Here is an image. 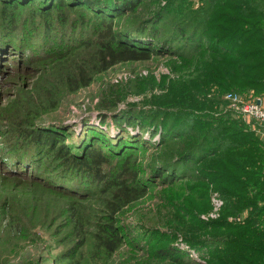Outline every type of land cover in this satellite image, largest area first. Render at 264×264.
I'll use <instances>...</instances> for the list:
<instances>
[{"label": "rangeland", "instance_id": "obj_1", "mask_svg": "<svg viewBox=\"0 0 264 264\" xmlns=\"http://www.w3.org/2000/svg\"><path fill=\"white\" fill-rule=\"evenodd\" d=\"M165 5L167 0H146L137 17H148ZM203 5L199 0H191L193 10ZM20 9L8 18L5 29L0 28V38H5L3 47L0 42V264H170L149 257V244L145 243L148 239L143 241V236L150 230L174 236V246L188 258L205 264L201 254L191 250L184 238H202L206 233L178 215L179 210L193 211L201 222L219 216L222 201L213 185H208V213L190 198L189 189L197 180L193 171L197 167L191 169L189 179L174 187L149 184L143 198L122 207L114 217L116 225L127 228L123 244L112 255H106L97 248L95 233L97 227L106 222V213L102 210L108 192L102 194L96 182L90 188L80 185L79 176L67 172L69 170L63 171L64 179L74 182L76 192L58 190L51 178L62 174L61 165L50 148L44 155L37 156L39 162L35 164L36 147L30 144L27 131L45 129L64 134L68 143H74L88 129L108 139L120 135V130L125 135L138 134V130L130 127L116 129L114 116L130 107L152 111L161 108L160 105L172 112L187 113L184 110L197 106L193 100H197L198 105L205 100L198 95L197 83L200 84L199 69L204 72L206 66L203 68L197 57L188 60L174 56L152 57L148 61L127 62L98 72L94 55L99 37L89 13L78 9L57 10L45 23L37 16V7ZM129 20L128 16L115 19L114 28L120 29ZM9 24L14 28L12 33ZM43 24L49 26L48 32ZM8 34L13 43L10 47ZM80 69L86 76L85 86L77 78ZM180 90L182 98L175 96ZM204 91H208L207 99L218 92L210 85L200 88L199 94L204 95ZM218 96L223 103L219 110L239 117L252 130L259 131V137L264 140V122L235 111L229 97L236 96L242 104L259 98L263 107L264 96L253 94L252 90L237 94L222 92ZM176 106L179 108H174ZM142 136L148 141V132H143ZM157 142L154 137L145 150L128 153L127 166L136 171L138 177L179 151L177 143H166L155 149L152 144ZM30 146L32 152L28 150ZM13 149L26 160L33 155L29 167L11 168L15 164ZM110 163L116 172L120 170V160H110ZM190 167L186 166V171ZM216 201L221 203L218 210L214 208ZM246 217L247 212L243 211L239 216H229L227 221L239 223Z\"/></svg>", "mask_w": 264, "mask_h": 264}, {"label": "trees", "instance_id": "obj_2", "mask_svg": "<svg viewBox=\"0 0 264 264\" xmlns=\"http://www.w3.org/2000/svg\"><path fill=\"white\" fill-rule=\"evenodd\" d=\"M145 1L0 0V28L3 29L8 18L24 6L37 7V16L45 23L57 10L78 9L89 13L99 37L94 55L98 72L152 57L174 56L181 60L197 57L202 67L206 66L204 72L199 69L198 78L205 85L201 87L197 83L198 95L205 100L199 105L193 100L197 106L184 110L187 113L172 112L160 105L161 108L152 111L130 107L114 116L116 129L130 127L138 130V134L125 135L120 130V135L108 139L88 129L74 143H68L64 134L45 129L28 130L30 144L36 147L35 164L39 162L37 156L50 148L62 170L58 178L55 175L51 178L58 190L76 192L74 182L64 179L63 171L69 170L79 176L80 185L90 188L96 182L102 194L108 192L102 210L106 213V222L95 233V244L106 255H112L123 244L126 227L116 225L114 217L122 207L143 198L149 184L174 187L189 179L191 169L197 167L193 171L197 180L189 189L190 198L208 213V185H213L222 206L219 216L207 222L199 221L193 211L179 210L183 220L194 222L206 233L202 238L185 237L184 242L201 254L205 264H264V140L259 137V131L252 130L239 117L219 110L223 103L218 96L222 92L237 94L251 90L259 97L264 96V0H199L204 5L196 10L191 7V0H167V5L156 8L148 17H137ZM122 16L130 20L120 29L114 28L113 21ZM9 25V32H14L12 24ZM43 25L48 32L49 26ZM2 37L1 44L5 40ZM7 44L10 47L13 43L7 41ZM77 78L84 86L87 84L82 69ZM209 85L218 92L207 99L208 91H204V96L199 90ZM175 96L182 98V90ZM143 132L149 133L148 141L143 139ZM154 137L158 141L152 144L155 149L166 143H177L179 151L138 177L127 166L128 153L145 150ZM13 152L15 164L11 168L29 167L33 162L32 154L26 160L14 149ZM124 154H128L126 159H122ZM110 160L122 162L119 171L110 165ZM188 165L191 167L186 171ZM243 211L247 217L239 223L227 221L229 216H239ZM144 240L149 244L147 253L154 261L199 264L174 246V236L165 232L150 230L143 236Z\"/></svg>", "mask_w": 264, "mask_h": 264}, {"label": "built area", "instance_id": "obj_3", "mask_svg": "<svg viewBox=\"0 0 264 264\" xmlns=\"http://www.w3.org/2000/svg\"><path fill=\"white\" fill-rule=\"evenodd\" d=\"M231 97V100L234 102L232 104V107L235 111H239L247 118L256 119L259 122H264V107L260 104V99H254V102H247V103H240V100L238 101L236 96H229ZM239 102V105L237 103ZM221 203L219 201H216L214 203L215 210L219 209V206Z\"/></svg>", "mask_w": 264, "mask_h": 264}, {"label": "crops", "instance_id": "obj_4", "mask_svg": "<svg viewBox=\"0 0 264 264\" xmlns=\"http://www.w3.org/2000/svg\"><path fill=\"white\" fill-rule=\"evenodd\" d=\"M263 107H264V103H263Z\"/></svg>", "mask_w": 264, "mask_h": 264}]
</instances>
